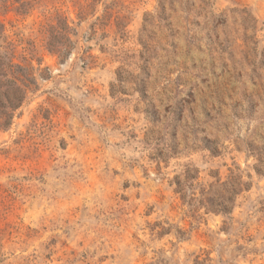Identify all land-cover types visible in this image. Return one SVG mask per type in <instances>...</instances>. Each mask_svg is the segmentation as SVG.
<instances>
[{
    "label": "rangeland",
    "instance_id": "374dc122",
    "mask_svg": "<svg viewBox=\"0 0 264 264\" xmlns=\"http://www.w3.org/2000/svg\"><path fill=\"white\" fill-rule=\"evenodd\" d=\"M46 6L0 12L39 87L0 130V264H264V0ZM56 13L77 31L65 62L42 42ZM186 169L250 187L193 218Z\"/></svg>",
    "mask_w": 264,
    "mask_h": 264
},
{
    "label": "trees",
    "instance_id": "16d2710c",
    "mask_svg": "<svg viewBox=\"0 0 264 264\" xmlns=\"http://www.w3.org/2000/svg\"><path fill=\"white\" fill-rule=\"evenodd\" d=\"M54 0H0V12L7 14L11 11L20 16H28L40 7H47ZM80 20L83 17H79ZM45 50L56 56L60 62H65L75 49L76 42L72 38L77 36L76 28L71 27L66 17L56 13L53 21L47 24L42 33ZM22 42V40L20 41ZM25 52L35 58L37 55L33 42L26 43ZM16 48L12 42H7L5 28L0 23V130L11 127L13 120L19 116L23 106L38 91L36 78L37 70L30 63L16 61ZM80 60L85 65V57ZM41 65V60H36ZM239 170V169H237ZM192 172V173H191ZM260 172V171H257ZM199 172L186 169L173 180L174 193L179 196L182 205L188 207V212L196 218L199 211L205 214L230 216L233 212L236 198L249 190L250 184L243 181L241 175L231 173L225 182H221L219 175H215L214 184L205 186L198 183ZM210 260L195 258L193 264H208ZM150 264H166L163 261Z\"/></svg>",
    "mask_w": 264,
    "mask_h": 264
}]
</instances>
